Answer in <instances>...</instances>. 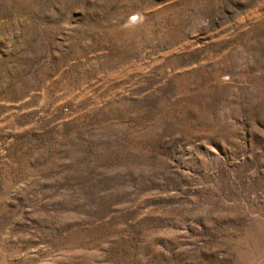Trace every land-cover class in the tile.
Masks as SVG:
<instances>
[{"label": "rangeland", "instance_id": "obj_1", "mask_svg": "<svg viewBox=\"0 0 264 264\" xmlns=\"http://www.w3.org/2000/svg\"><path fill=\"white\" fill-rule=\"evenodd\" d=\"M0 264H264V0H0Z\"/></svg>", "mask_w": 264, "mask_h": 264}]
</instances>
